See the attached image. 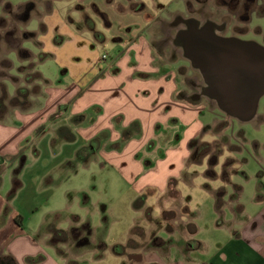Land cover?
I'll use <instances>...</instances> for the list:
<instances>
[{"label":"crops","instance_id":"crops-1","mask_svg":"<svg viewBox=\"0 0 264 264\" xmlns=\"http://www.w3.org/2000/svg\"><path fill=\"white\" fill-rule=\"evenodd\" d=\"M65 1L36 0L14 31L25 33L18 46L5 42L12 25L0 23V215L8 206L0 264H264V169L252 176L235 168L242 148L214 116L216 105L188 100L169 67L155 62L148 38L154 18L143 2L72 0L64 10ZM66 17L74 32L91 33L113 51L105 63L99 59V71L85 68L71 85L53 83L38 69L51 58L50 31L57 46L66 41L60 34ZM134 122L140 131L121 144L122 130ZM60 130L72 139L59 137ZM206 133L216 139L204 140ZM86 146L92 152L81 162L109 167L141 221L127 216L116 233L102 208L101 221L71 214L63 227L58 211L35 216L33 201L15 204L29 156V163L46 161L35 175L51 184L53 168L72 159L61 153L70 149L76 158ZM253 146L263 150L264 142ZM16 174L20 187L9 197ZM6 178L9 186L2 185Z\"/></svg>","mask_w":264,"mask_h":264},{"label":"rangeland","instance_id":"rangeland-1","mask_svg":"<svg viewBox=\"0 0 264 264\" xmlns=\"http://www.w3.org/2000/svg\"><path fill=\"white\" fill-rule=\"evenodd\" d=\"M140 1L145 5L149 16L154 18L148 29V38L152 44L155 62L161 66L169 67L171 74L178 79L188 100L195 101L198 99L216 105L213 100L200 94L205 82L200 72L184 57L181 46L175 42L176 32L184 27L182 23H176V26L174 24L176 19L179 17L188 18L192 14L196 15L195 10L200 5L196 0ZM73 3L74 1L68 0L61 5H63L64 10H67ZM64 21L66 27L62 28L60 34L66 37V41L57 46L55 39L58 34L55 31L52 34L53 31H50L45 51L51 53V58L44 60L38 69L47 74L53 83L71 85L84 76L82 72L85 68L91 67L92 69L94 67L95 70L99 71L103 67L99 59L105 63L107 59L104 60L103 56L106 55L110 59L113 51L109 46L95 43L91 33L74 32L76 28L68 23L67 17L64 18ZM230 35L228 34V36ZM236 37L254 40L264 45V0L255 1L250 12L247 31L236 35ZM88 42L92 43L91 47L94 50L91 55H89L91 48ZM212 112L220 120L226 121V134L232 143L238 144L242 148L240 153L235 152L234 154L238 161L235 168L244 169L248 175L252 176L256 175L260 169H264V162H262L264 149L257 151L253 146L255 141L264 142V95L259 100L258 117L249 122H240L235 118L226 117V114L217 106ZM242 131L244 133L240 135L239 132ZM203 138L206 141L216 139L212 133L204 134ZM213 148L212 154L216 156L218 147L213 145ZM61 154L72 159L66 164L59 162L53 168L52 175L49 177V180L52 179L51 184L45 182L41 184L38 176L35 175V172L42 169L46 161L29 163L31 157L29 156V159L24 162V166L19 169V177L24 185L18 201L15 202L16 205L21 206V203L27 200L33 201L31 206H33L32 211L36 212L35 216L48 214L50 211H58L64 217L63 227L69 225L67 217L71 214H77L84 219L89 218L92 223L101 221L102 208L108 217L109 224L112 222L116 233L118 231H116L115 226L117 228L118 224L127 216L130 221H141V212L135 211L132 204L128 205L127 186L108 171L109 167L102 169L98 163H91L89 167L76 160L75 153L70 149L64 150ZM243 160L245 163H242ZM202 168L198 165L196 170L200 171ZM7 179H3L2 185H10L11 180ZM201 182V177L198 175L194 179V183L199 185ZM85 199L87 200L85 201ZM29 215L27 212L22 214L26 221L25 217ZM30 223L27 221V225Z\"/></svg>","mask_w":264,"mask_h":264},{"label":"water","instance_id":"water-1","mask_svg":"<svg viewBox=\"0 0 264 264\" xmlns=\"http://www.w3.org/2000/svg\"><path fill=\"white\" fill-rule=\"evenodd\" d=\"M179 20L186 27L176 32L175 42L205 82L201 95L230 118L253 120L264 95V45L220 35L210 23L199 27L194 18Z\"/></svg>","mask_w":264,"mask_h":264},{"label":"flooded vegetation","instance_id":"flooded-vegetation-1","mask_svg":"<svg viewBox=\"0 0 264 264\" xmlns=\"http://www.w3.org/2000/svg\"><path fill=\"white\" fill-rule=\"evenodd\" d=\"M255 1L256 0H196L200 5V7L195 10L197 16L192 14L188 18L196 19L199 27L207 23L212 24L214 31L220 35L228 36V34H231L230 36H236L247 31L250 12ZM21 7H23V5H21ZM35 8L36 3H28L24 7L23 14L17 16L12 11V5L8 2L4 3L3 9L12 15V19L5 20L4 18H0V23L6 24L8 21V23L12 25L13 31V33L6 35V43L16 46L21 43V40L25 37V33L19 36L14 35V31L18 28H22V24L26 21V18L29 17L30 12ZM179 18L176 19L177 21H175L174 24L177 26L176 23H182L184 27H186V24L182 20L178 21ZM17 21H20L21 24H18ZM2 69L3 68L0 67V77L4 74Z\"/></svg>","mask_w":264,"mask_h":264},{"label":"trees","instance_id":"trees-1","mask_svg":"<svg viewBox=\"0 0 264 264\" xmlns=\"http://www.w3.org/2000/svg\"><path fill=\"white\" fill-rule=\"evenodd\" d=\"M134 130L136 132H139L140 131L139 124L137 122L132 123L129 127H127L126 129H123L122 130L123 131L122 132L123 139L121 141V144H123L125 142V140L129 139L133 135ZM58 133H59V137H61L63 139H67V140H71L72 139V136H69L67 134L66 135L63 134L61 132V130ZM91 152H92V149L90 148V146H86L85 148H81L80 150L77 151L76 158L79 161H84ZM19 187H20V181L18 179V174H16L13 177V187H12V190L10 191L9 197H12L13 194L16 192V190ZM7 212H8V206L5 207L4 211L0 215V225H2L5 222ZM146 214H147V212H146ZM20 218H21L20 216H16L14 220H15V222L18 225L21 226L22 223H21ZM118 247L119 246H115V249L117 250Z\"/></svg>","mask_w":264,"mask_h":264},{"label":"clouds","instance_id":"clouds-1","mask_svg":"<svg viewBox=\"0 0 264 264\" xmlns=\"http://www.w3.org/2000/svg\"><path fill=\"white\" fill-rule=\"evenodd\" d=\"M5 2H10L12 5L13 13L17 16H21L23 14L24 7L28 3H35L36 0H0V17L4 18L5 20H10L12 19V15L3 10V4ZM21 5H23V7H21ZM17 23L21 24L20 21H17Z\"/></svg>","mask_w":264,"mask_h":264},{"label":"built area","instance_id":"built-area-1","mask_svg":"<svg viewBox=\"0 0 264 264\" xmlns=\"http://www.w3.org/2000/svg\"><path fill=\"white\" fill-rule=\"evenodd\" d=\"M106 57H107V56H106V55H104V56H103V59H105Z\"/></svg>","mask_w":264,"mask_h":264}]
</instances>
